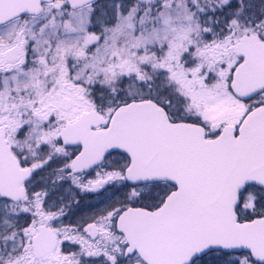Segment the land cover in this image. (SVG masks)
<instances>
[{"label": "snow or ice", "instance_id": "snow-or-ice-1", "mask_svg": "<svg viewBox=\"0 0 264 264\" xmlns=\"http://www.w3.org/2000/svg\"><path fill=\"white\" fill-rule=\"evenodd\" d=\"M0 264H264V0H0Z\"/></svg>", "mask_w": 264, "mask_h": 264}, {"label": "flooded vegetation", "instance_id": "flooded-vegetation-1", "mask_svg": "<svg viewBox=\"0 0 264 264\" xmlns=\"http://www.w3.org/2000/svg\"><path fill=\"white\" fill-rule=\"evenodd\" d=\"M99 197L96 194L89 193L85 198L81 201L80 210L84 213H87L89 209L93 205H98Z\"/></svg>", "mask_w": 264, "mask_h": 264}]
</instances>
